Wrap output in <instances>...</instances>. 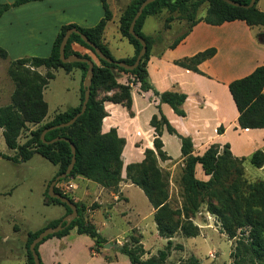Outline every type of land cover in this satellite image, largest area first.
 I'll use <instances>...</instances> for the list:
<instances>
[{"label": "trees", "instance_id": "obj_1", "mask_svg": "<svg viewBox=\"0 0 264 264\" xmlns=\"http://www.w3.org/2000/svg\"><path fill=\"white\" fill-rule=\"evenodd\" d=\"M37 1L44 0H16L11 4L0 2V19L13 8ZM100 1L103 6L104 17L96 26L91 28H83L75 24L63 26L54 41L52 52L48 57H27L13 61L17 69L11 75L17 87L12 96L11 104L0 107V128L4 130L3 135L8 148L16 152L15 156H7V158L20 163L31 160L35 155H40L57 166L58 172L47 185V199L45 202L47 204L63 206L66 209V216L72 213V209L60 200L51 198L49 196V187L52 181L65 173L72 164L73 153L71 143L76 147V163L71 174L63 180L83 177L98 183L104 188L115 191L123 181L122 154L126 140L119 137L116 129H112L105 134L102 133L103 120L108 115L104 106L106 101L122 104L132 114V85H140L142 91L148 92L153 90L155 95L160 98L161 104H168L177 115L186 117V112L183 109V105L187 100L186 94L174 91L160 93L154 89L149 81L147 67L151 53L154 45L161 44L163 38L159 34L153 37L143 32V26L148 17L167 11L169 16L166 18L164 25V29L166 30L171 28V24L175 20L186 21V32L169 45L171 49H175L199 22H205L212 26H221L225 23L243 21L250 28H264V12L260 11L257 7L260 0H257L256 4L251 8L235 7L223 0L155 1L145 8L135 26L136 34L144 39L147 44V52L143 56L140 65L130 71L115 63L111 64L98 58L100 65H94L91 96L86 112L73 125L53 129L46 134L47 141L62 138L68 139L70 142L59 140L53 144H46L41 139L42 133L51 127L72 120L81 112L85 99L86 89L84 81L89 65L87 63H63L60 58L61 43L69 29L77 28L114 62H124L133 65L143 48L141 42L130 33V27L141 4L145 0H132L120 18V34L135 49L134 57L125 60H116L103 43V34L107 24L113 19V13L108 0ZM234 1L242 5H249L251 2V0ZM205 4H208L209 7L204 16L199 18V10ZM74 43L87 48L96 55L95 50L86 44L80 35L72 34L66 46L67 56L77 55L82 58L91 59L87 55H81L79 52L74 51L72 48ZM216 54V48H209L193 56L176 60L175 64L184 69L203 74L199 69V65L213 58ZM8 58V51L0 46V59L7 60ZM41 67L47 68L46 74L42 75L37 70ZM75 68L82 71L80 105L58 113L50 122H46L43 126L32 131L28 140L21 145L19 138L21 133L28 128V125H39L48 116L49 106L44 99V90L55 77L53 71L64 69L70 73ZM120 73L131 76L129 84L120 85L118 83L117 77ZM112 90H116V93L112 96L106 95L100 98L102 93ZM229 91L239 112V127L241 129H264V65L257 67L250 75L232 81L229 84ZM158 108L160 110L159 106ZM150 124L155 130L154 146L156 151L148 149L145 152V159L141 163L128 165L127 179L144 192L154 207V219L157 224L158 233L161 237L168 239V243L166 248L158 253V257L145 259L146 250L141 243L142 237L137 236L132 238V244H125L123 247H120L121 253L129 258L131 264H165L171 255L174 245L172 239L178 230H181L185 237H198L199 228L190 220V215L199 212L206 197H215L218 204L210 202L207 206V211L218 219L224 232L230 239L238 237L239 229L250 228L248 236H246V232H241V237H238V244L233 253L235 258L233 264H248L249 259H257L264 262V181L251 184L244 179L241 162H244L246 158L235 157L229 144L222 147L223 153H221L222 148L215 144L210 146L203 155H195L192 139L180 135L161 110L159 116H153ZM164 129H167L171 135H176L182 143L181 152L185 166L181 181L185 190V203L181 212L184 213L185 221L178 225L174 222V216L181 212L175 211L170 207L169 201L171 196L168 191V176L159 166V159L163 161L171 159L163 150L162 133ZM218 132L223 133L222 126L218 129ZM250 162L256 168H263L264 152L261 150L254 152L250 157ZM197 165H201L204 174L210 176L209 180H201L196 176ZM228 167L234 170L238 179L230 187L225 188L222 184V175L223 171ZM55 191L69 198L77 206L78 217L69 227L55 235L47 237L37 246L36 250L40 256L41 264L45 263L39 252L40 246L51 238L66 237L74 229H76L79 235L90 237L95 243L91 252L93 254H100L101 249L108 241L99 233L96 225L89 220L88 207L84 203L75 202L71 196L64 194L57 186L55 187ZM94 207H97V205H93L91 209H95ZM62 220L63 218L53 221L41 230L28 233L25 244L27 264H35L30 250L32 242L45 229L57 227ZM14 229L17 232L19 231L18 226H15ZM176 249H182V246L177 245ZM189 264H200V261L192 258Z\"/></svg>", "mask_w": 264, "mask_h": 264}, {"label": "crops", "instance_id": "obj_2", "mask_svg": "<svg viewBox=\"0 0 264 264\" xmlns=\"http://www.w3.org/2000/svg\"><path fill=\"white\" fill-rule=\"evenodd\" d=\"M14 1L16 0H0L2 3L9 4ZM131 1L108 0L113 13V19L107 24L103 34V43L113 57L115 48L113 47L112 40L115 38L109 39L108 30L110 25L113 24L117 29V34H120V18ZM262 2L263 0H260L257 7L260 11L264 12ZM24 12H26L25 14H29L26 20L16 22L17 16ZM167 13V11H163L158 15L148 17L144 23L143 32L148 36H157L161 30H164L166 18L169 16V13ZM203 16L204 14L199 16V18ZM103 17L104 10L100 0H44L31 2L11 9L0 19V46L8 51L9 58L14 61L24 58L23 55L19 56V54L15 55L13 53V48L11 49L10 46L15 45V42L22 47L29 42L27 46L30 45L33 50H31V53H27L25 55L26 57H46L51 54L54 41L63 26L75 24L83 28H91L96 26ZM151 17L155 19L157 31L154 33H146L145 29ZM180 25H187V23L186 21L175 20L171 24V28L165 31L164 45L163 43L154 45L147 68L149 81L155 90L160 93L174 91L187 95V100L183 105L186 117L177 115L168 104H161L160 98L155 95L153 90L144 92L140 89V85H132V114L122 104H115L109 101H106L104 104L105 111L108 115L103 120L102 133L105 134L112 129H116L119 137L126 140L122 154L123 181L120 183L118 189L115 191L104 188L98 183L83 177L67 180L68 183L73 185L68 195L75 202L84 203L88 207L89 220L96 225L99 233L109 241L113 240L114 237H107L102 234L100 225L102 227L107 225L103 217H111V213L117 210L122 203H127L129 199L125 193L136 186L127 179L128 165L141 163L145 159L146 150L151 149L156 151L154 146L155 130L150 123L154 115L159 116L160 110L180 135L192 139L195 155H203L210 146L215 144L221 148L229 144L235 157H251L257 150L251 153V155H242L243 153L241 152L246 144L241 145L238 141L234 143L229 137L230 120H233V123H236L238 126L235 128L236 132L240 131L244 134H264V129H241L239 127V112L229 91V84L232 81L244 78L250 75L257 67L264 65V43L260 42L264 41V28H250L243 21L225 23L221 26H212L205 22H199L175 49H171L169 48L172 38L171 34ZM17 26L20 27L17 29ZM237 30L245 31V36L248 37L246 44H243L244 52L247 53H244L242 56H240L242 47L236 49L235 47L231 48L225 45V41L230 37L234 38L240 35L239 32L235 34ZM17 31L25 35L18 38L9 37ZM167 33L171 35L169 38L166 37ZM45 34L48 35L44 38ZM120 37V40L125 39L121 34ZM45 41L46 43H44ZM44 46L45 50L43 52L45 53L42 54L40 52L44 49ZM72 48L81 55L89 56L95 64L100 65L97 57L87 48L77 43H74ZM209 48H216L217 54L199 65V69L203 74L184 69L175 64L176 60L193 56ZM134 55L135 49L131 54L127 53L125 56L117 57V60L131 59ZM42 68L45 67L37 70L41 73ZM45 69L47 73L48 70L47 68ZM78 70L81 72L82 85V71L80 69L75 68L70 73L64 71L67 74H72ZM55 71L57 70H54L53 73ZM130 78L131 76L129 74L120 73L118 74L117 81L120 85H127L129 84ZM81 85L77 89L78 103L69 108H75L80 105ZM114 93H116V90L104 92L100 98L106 95L112 96ZM143 114L146 124L145 128L141 121ZM221 126L223 127V133L218 132ZM2 131L4 130L2 129ZM162 141L164 144L163 150L171 159L166 161L159 159V166L163 171L172 172L178 165L184 164V158L181 152L182 143L176 135H171L167 129L163 130ZM201 171V165H197V177L207 181V175L202 174ZM44 204L59 207L57 215L48 221L45 227L51 222L66 216V209L63 206L47 204L45 199ZM93 205H97V207L92 210L91 207ZM121 215L126 218L129 214L126 210H123L121 211ZM154 215L155 209L150 203L146 215L139 212L134 214L135 220L131 231L137 230L141 233L140 227H148L150 219H153L152 226L155 227L156 225L157 227ZM128 224H131V222H128ZM38 230L28 231V233ZM74 233H77L76 229L72 230L66 237H54L43 243L39 248L43 262L45 264H65L66 262V264H78L77 259L72 261H65L63 259L64 253L70 249L69 238ZM48 244H57L51 254L48 252L49 249L46 248ZM94 245V241H90V247L92 248ZM119 259L120 255L117 256V262L109 263L103 254L95 255L91 252L90 256V261L94 264H118Z\"/></svg>", "mask_w": 264, "mask_h": 264}, {"label": "rangeland", "instance_id": "obj_3", "mask_svg": "<svg viewBox=\"0 0 264 264\" xmlns=\"http://www.w3.org/2000/svg\"><path fill=\"white\" fill-rule=\"evenodd\" d=\"M208 7V4L203 5L198 15L201 16L205 14ZM262 7L264 8V0L262 2ZM25 13L26 12L19 14L16 18V22L25 21L29 16V14ZM19 27L17 26V29ZM145 30L146 33H154L157 31V25L153 17L149 19V23ZM186 30L187 25H180L179 28L176 27L171 34V43L186 32ZM165 31L166 29L159 32V35L163 38V42L165 40ZM237 32H239L241 36L234 35V38L230 37L225 41V45L231 48L235 47L236 49L242 47V52L240 54V56H242L244 53H247L244 52L243 44H246L248 37L245 36L246 33L243 30H237L235 34ZM23 35L25 34L17 31L12 33L9 37L18 38ZM47 35L48 34H45L44 38L47 37ZM171 35L167 33L166 37L169 38ZM108 37L109 39L115 38L112 40V43L115 48L114 57L116 60L117 57L125 56L127 53H133V45L126 39L120 40V34H117V29L113 24L110 25L108 30ZM260 42L264 43V41ZM28 43L22 47L15 42V45L10 47L11 49L13 48V53H15V55L19 54V56L23 55L24 58H27L25 55L31 53V50H33L30 45L27 46ZM44 43H46V41ZM44 50L45 46L42 51L40 50V53H45L43 52ZM13 61L14 60L11 58L7 60L0 59V107L11 104L12 96L17 87L11 75V73L17 69ZM41 73L45 74L46 69L42 68ZM54 73L55 78L50 81L49 85L44 90V99L49 106L48 116L46 120L39 125H28V128L21 133L19 138V143L21 145L28 140L32 131L43 126L46 122H50L58 113L78 103L77 89L81 85V72L78 70L74 71L72 74H67L64 70L60 69ZM143 116L144 114L142 115L141 121L145 128L146 124ZM229 123H231L229 137L232 141L234 143L238 141L241 145L246 144L241 152L243 153L242 155H251V153L256 150L264 152V134H244L240 131L236 132L235 128L238 127L236 123H233V120H230ZM3 132L4 131L0 128V264H26L25 244L28 231H35L45 227L46 223L55 217L59 211V207L44 204V199H47V185L58 172V167L40 155H35L27 162L16 163L9 160L7 156L13 157L16 152L8 148ZM221 153H223V148L221 149ZM241 163L244 179L248 183L255 184L264 181V167L259 169L253 166L250 162V157L246 158V160ZM184 166L185 164L178 165L172 172L164 171L168 176V191L171 196L169 201L170 207L180 212L185 203V190L181 181ZM201 172L204 174L203 171ZM209 179L210 176H207V180ZM237 179V174L229 167L223 171L222 184L225 188L230 187ZM67 183V180H63L56 186L60 189ZM69 192L68 194H70ZM125 195H127L129 199L128 202L122 203L117 210L111 213V217H103L107 225L105 227L100 225L101 232L104 236L114 237L111 241L106 239L108 243L114 246L105 248L104 245L100 254H103L104 258L109 263L117 262V256L120 255L118 264H130L129 258L121 253L120 247H123L125 244H132L133 237L141 236V243L146 250L144 258L158 257V253L166 248L168 239L159 235L156 225L155 227L152 226L153 219L149 220L148 227H140L141 233L137 230L131 231V227H133L135 220L134 214L137 212L143 215L147 214L150 203L146 195L136 186L132 187ZM210 202L218 204L215 197H206L199 212L190 215V220L199 228L198 237H185L181 230H178L172 239L174 244L173 249L165 264H189L192 258L198 259L200 264L234 263L235 258L233 253L238 244V237H241V232H246V236H248L250 228L245 227L239 229L238 237L230 239L224 232L218 219L208 213L207 206ZM123 210H126L129 214L126 218L121 215V211ZM184 221V213L181 212L174 216V222L177 223V225ZM128 222H131V224H128ZM15 226L19 227L18 232L15 231ZM69 241L70 249L64 253L63 257L65 261L77 259L78 264H94L90 261L92 249L90 247V241H92L90 237L79 236L77 233H74L70 236ZM177 245H181L182 249H176ZM56 246L57 244H48V246H46V248L49 249V254L52 253ZM94 254L96 255L97 253ZM248 264H264V262L257 259H249Z\"/></svg>", "mask_w": 264, "mask_h": 264}, {"label": "water", "instance_id": "obj_4", "mask_svg": "<svg viewBox=\"0 0 264 264\" xmlns=\"http://www.w3.org/2000/svg\"><path fill=\"white\" fill-rule=\"evenodd\" d=\"M155 1L157 0H145L140 8H139V11L137 12L136 16L134 17L133 19V22L131 24V27H130V33L135 36V38H137L143 48L140 52V54L138 55V58L135 62V64L133 65H129V64H126L124 62H114L112 59L108 58L103 52L102 50L97 47L93 42H91L89 40V38L84 35L83 33H81L77 28H72V29H69L65 36H64V39L61 43V47H60V58L62 60L63 63H70V64H73V63H87L89 65V68H88V71H87V75H86V78H85V81H84V87L86 89V92H85V99H84V102H83V106H82V110L79 114H77V116H75L72 120H70L69 122L67 123H64V124H60L58 126H55V127H51L47 130H45L43 133H42V136H41V139L44 143L46 144H53L55 143L56 141H59V140H66L68 142H70V140L68 139H62V138H58V139H55V140H52V141H47L46 140V134L48 131L50 130H53V129H57V128H64V127H69L71 125H73L77 119L82 116L86 110H87V106H88V102L90 100V96H91V87H92V83H93V78H94V65L95 63L93 62V60L91 59H87V58H82V57H79L77 55H70V56H67L66 55V46L69 42V39L70 37L72 36V34H78L81 36L82 40L88 44L89 46H91L94 50H95V56L99 59H102V60H105L107 61L108 63H115L117 64L118 66L122 67V68H125L126 70H134L136 69L140 63H141V60L143 58V56L146 54L147 52V44L145 42L144 39L140 38L136 32H135V26H136V23L137 21L139 20V18L142 16L145 8L154 3ZM224 2L232 5V6H235V7H243V8H251L253 7L257 0H251L250 4L249 5H242L241 3L237 2V1H234V0H223ZM71 148H72V153H73V161H72V164L68 167L67 171L61 175H59L54 181H52V183L50 184V187H49V196L51 198H54V199H58L60 200L62 203H65L67 204L68 206H70V208L72 209V213L68 214L67 216H65L62 220V222L57 226V227H50V228H47L45 229L31 244L30 246V250L33 254V257H34V261H35V264H41V260H40V256L39 254L37 253V246L43 242L44 239H46L47 237L51 236V235H55L61 231H63L65 228L69 227L72 222L78 217V209H77V206L67 197L57 193L55 191V187L56 185L58 184V182L60 180H63L65 178H67L71 172L73 171L74 169V166H75V163H76V147L73 143H71ZM111 246H114L113 244L111 243H107L105 245V248H109Z\"/></svg>", "mask_w": 264, "mask_h": 264}, {"label": "built area", "instance_id": "obj_5", "mask_svg": "<svg viewBox=\"0 0 264 264\" xmlns=\"http://www.w3.org/2000/svg\"><path fill=\"white\" fill-rule=\"evenodd\" d=\"M73 188L71 183H67L63 188H60L64 194H68V192Z\"/></svg>", "mask_w": 264, "mask_h": 264}]
</instances>
